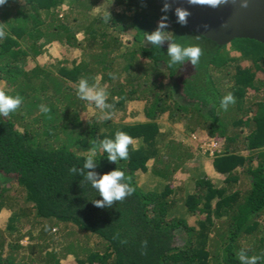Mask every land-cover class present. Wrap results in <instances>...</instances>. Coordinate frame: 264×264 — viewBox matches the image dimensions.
Here are the masks:
<instances>
[{
    "label": "trees",
    "instance_id": "trees-1",
    "mask_svg": "<svg viewBox=\"0 0 264 264\" xmlns=\"http://www.w3.org/2000/svg\"><path fill=\"white\" fill-rule=\"evenodd\" d=\"M165 4L0 6V91L22 98L0 116V215L8 213L0 264H241L242 250L264 264V45L235 39L219 46L179 24L171 5L163 12ZM165 15L167 38L152 46L145 32ZM172 41L201 47L199 63L167 67ZM48 47L62 53L54 58ZM82 77L106 89L114 105L108 116L78 97ZM229 93L235 103L225 110L220 100ZM132 103L142 110L128 112ZM176 130L217 145L218 178L202 173ZM117 131L133 143L129 158L113 163L98 145ZM95 146L97 166L84 168ZM117 167L134 192L98 207L102 197L86 175Z\"/></svg>",
    "mask_w": 264,
    "mask_h": 264
},
{
    "label": "clouds",
    "instance_id": "clouds-1",
    "mask_svg": "<svg viewBox=\"0 0 264 264\" xmlns=\"http://www.w3.org/2000/svg\"><path fill=\"white\" fill-rule=\"evenodd\" d=\"M8 3V0H0V6ZM191 5H207L212 8H217L222 4L228 3V0H188ZM242 7H247V0H243ZM170 5L165 4L162 9L163 12H167ZM175 15L177 22L182 26L187 25V18L191 13L184 8H176ZM168 17L165 15L161 17V21L158 23L156 31L152 33L145 32V39L147 43L152 46L159 47L167 38L164 33V29L167 27ZM4 33L0 31V38H3ZM202 55V49L198 45H184L172 41L167 49V67L179 68L185 62L195 66L199 63ZM112 75V74H110ZM113 79L115 76L112 77ZM77 95L81 100H85L93 104L96 109H99L105 116H108L111 110L114 108L113 104L107 103L108 92L102 86H100L99 79L93 84L89 83L87 78H81L78 82ZM22 103V98L19 95H9L5 91H0V116L7 117L11 112L19 108ZM235 103V97L229 93L220 100V107L227 110L229 104ZM41 111L48 113L50 109L45 106H40ZM133 143V138L124 131H117L115 138H105L100 141L98 147L104 153H107V159L110 162L117 163L118 160H127L129 158L128 146ZM97 146L93 147L91 152L84 159V168H94L97 166L95 159ZM73 168L70 171H75ZM99 174L95 172H88L86 179L91 181V188L94 189L102 197V200H95L94 203L98 207L111 206L114 201H122L127 196H130L134 192V188L130 186L128 178L120 168H115L110 172ZM241 264H258V257H248L242 250L239 254Z\"/></svg>",
    "mask_w": 264,
    "mask_h": 264
},
{
    "label": "water",
    "instance_id": "water-1",
    "mask_svg": "<svg viewBox=\"0 0 264 264\" xmlns=\"http://www.w3.org/2000/svg\"><path fill=\"white\" fill-rule=\"evenodd\" d=\"M174 9H187V27L219 46L235 39H247L264 45V0H228L217 8L191 5L188 0H163Z\"/></svg>",
    "mask_w": 264,
    "mask_h": 264
},
{
    "label": "rangeland",
    "instance_id": "rangeland-1",
    "mask_svg": "<svg viewBox=\"0 0 264 264\" xmlns=\"http://www.w3.org/2000/svg\"><path fill=\"white\" fill-rule=\"evenodd\" d=\"M123 39L126 40V43L128 42L127 45H125L128 47L130 45L129 44L130 38L128 36H126ZM127 40H129V41H127ZM48 50H49V52H51L50 55L54 56V58L57 56V54H58V56H60L59 54L62 53V51L57 53L56 50H54L53 48H50V47H48ZM232 54H233V52H232ZM234 54H233V56H234ZM71 55H73V54H70V56ZM46 58L49 59V56ZM40 62L43 63V62H46V60L44 58H42V59H40ZM143 105L144 104H142V103H132L129 105L128 112L130 110L140 111V110H142ZM141 117H142V115H138V117L135 120L141 119ZM133 120L134 119L127 118L125 122H131ZM176 131H178V130H176ZM178 132H179V135H178V133L176 134L177 135L176 139L179 142H182L185 145H188V146L192 147L193 149H195V151H196L194 154L195 160L200 165V168H201L200 170L202 171V173H204L206 176H209L211 179L218 178V175L216 173H214V170H213L212 164H211L212 154L218 149L217 145L214 142L208 143L206 141V139L203 138L205 136L204 134L188 135L187 133H185L184 131H181V130ZM186 177H187L186 173H181L177 178L181 179V180L182 179L186 180ZM138 181H139V184L144 183L142 178L138 179ZM6 218H8V213L2 212V214L0 215V227H2L5 224ZM192 222H193V220L190 221V224ZM54 232H57V230H54ZM57 237H58V235H57ZM28 242H29L28 239H24L21 241V244L23 246H26L28 244ZM57 243H60V240H58ZM72 260H73V257L71 255H69L67 257L66 261H63V263L71 262Z\"/></svg>",
    "mask_w": 264,
    "mask_h": 264
}]
</instances>
